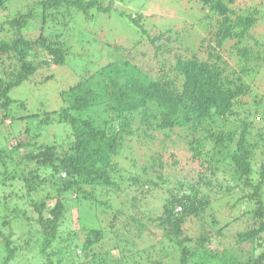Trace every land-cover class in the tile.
Listing matches in <instances>:
<instances>
[{
  "label": "trees",
  "instance_id": "obj_1",
  "mask_svg": "<svg viewBox=\"0 0 264 264\" xmlns=\"http://www.w3.org/2000/svg\"><path fill=\"white\" fill-rule=\"evenodd\" d=\"M19 1L0 0V10H10L0 19V125L23 121L31 138L0 147V209L11 210L0 215V264L26 251L3 229L15 224L38 226L28 258L37 264H264V35L254 34L264 0H199L205 35L197 47L175 27L156 25L153 14L116 8L129 0H23L12 11ZM114 9L141 35L128 46L108 42L95 67L84 24ZM34 22L40 32L30 37ZM72 57L81 67L59 90V108L41 101L20 115L26 101L11 91ZM53 124L66 126L69 142H42ZM137 141L155 151L133 154ZM120 157L131 158L127 167ZM157 190L163 199L154 207ZM220 201L233 217L217 229L208 210ZM73 208L93 224L79 215L84 224L74 227L66 218ZM226 232H236L232 245L213 250Z\"/></svg>",
  "mask_w": 264,
  "mask_h": 264
},
{
  "label": "rangeland",
  "instance_id": "obj_2",
  "mask_svg": "<svg viewBox=\"0 0 264 264\" xmlns=\"http://www.w3.org/2000/svg\"><path fill=\"white\" fill-rule=\"evenodd\" d=\"M24 4L23 0H20L16 5L12 6V11L18 9ZM116 8L119 9H125L128 11L132 10H142L145 13L153 14L154 21L156 25H162V26H168V27H175L178 32H181V36L184 38V43L186 45H189L191 47H197L200 42L201 38L203 37L204 32V26L202 23H199V18L202 13L201 9V3L199 0H129L125 1L123 3L117 4ZM10 10L4 11L0 10V19L4 18V15H6V12H9ZM161 17V18H160ZM149 18L148 20H150ZM150 22V21H149ZM34 22L32 25L31 30L27 29L25 32L30 37L37 36L39 34V29L35 28V26H39L40 23ZM86 28H91L92 32L88 31L86 34V42L92 43L93 48L90 49L91 57L90 60L95 62V67L101 65L104 61L103 59L107 57V51H108V42H118L122 45H129V37L132 36V39H136L140 37V32H138V29L135 25L131 24L130 26L126 22V16L119 17L117 11L114 9L109 14L99 15L98 18L95 21H92L91 23L85 22ZM167 29V28H165ZM179 29V30H178ZM74 32V30H73ZM75 33V32H74ZM255 36L258 35L260 37H263L264 35V24H260L257 27L256 33H254ZM205 35V32H204ZM70 41L73 43L75 47V51L80 52L82 45H77V43H81L83 41H80L77 37V35H74L70 38ZM253 38L247 37L246 42L252 43ZM233 43V42H229ZM76 44V46H75ZM80 46V47H79ZM87 48V47H86ZM88 50V48H87ZM234 63V62H233ZM263 64V63H262ZM81 67V66H80ZM80 67L77 65L76 60L72 58L69 59V61L65 65H49V66H43L41 67L36 74L33 75L32 79L25 81L23 84L15 87L11 91V96L13 98L24 100L26 101V108H19L18 112L20 115L35 112L38 110L41 101H43L48 108L55 109L59 108V106L62 104L60 103L59 99V90L61 89L62 85H66L70 83L75 82L77 78V74L79 73ZM141 67L145 71H151L153 66L148 61H143L141 63ZM254 75V72L252 73ZM51 75L48 79H46V76ZM256 78L261 76V73L255 74ZM261 84H262V90L259 92L261 94H264V80L261 78ZM35 110V111H33ZM11 119H7L3 125H0V147H3L4 143L7 144V146H10L11 144H15L18 140H28L31 138L30 133H26V125L25 122H19L17 123V128L14 126L12 128L10 126ZM49 132L47 131L48 135L45 134L43 131L42 136L40 139L43 141L48 140H57V142H69L70 140V131L64 126L63 124H53L49 126L48 128ZM33 135L35 133H32ZM43 136L46 138V140L43 139ZM38 142H41L39 138ZM135 150L136 152L133 154H139L141 157L146 158L148 155H151L153 151H155V148L152 147L153 145H149L147 143H144L143 141H137L135 143ZM27 147H23L20 149V154H17L16 157L18 158V161L22 158L23 154L26 153ZM182 154H187V152L182 151ZM16 159V158H15ZM120 160L124 167H127L131 161V158H124L120 157ZM12 166V165H11ZM186 168L190 169L191 166L187 165ZM11 184V183H10ZM15 186L20 188L22 186L21 182L16 183ZM158 191V197L157 195L155 198L154 195H150L149 197L151 199V205L158 203L159 198L163 199V194L161 190ZM72 196H75V194H71L67 197L68 199V207H73V199ZM237 196L235 195L231 200L236 199ZM21 202H24L26 204V198H19ZM19 201V202H20ZM82 200L77 201L80 203ZM10 202L13 204L11 206V209L14 205H16V199H12ZM16 203V204H15ZM224 202H217L211 206V208L208 210V213L214 214L219 222L215 223V228H220L221 226L225 225L227 221L232 220V210L229 208V206H225L223 204ZM142 206H144V202L141 203ZM20 206H23L21 203ZM24 207V206H23ZM155 207V205H154ZM242 207H246V205H242ZM33 207H31L32 210ZM149 208V207H148ZM75 209V210H73ZM69 210L68 215L71 217L72 225L74 224V227L78 228L79 225H82L84 223H87L88 225L93 224L94 221L91 220V217L85 215L82 213V209L84 211H87V206H82V209L80 212L77 211L76 208H73ZM11 211V210H9ZM9 211H6L8 214ZM77 211V212H76ZM4 213V210L1 212L0 209V215L6 214ZM13 212V211H12ZM32 213V212H31ZM81 216L84 223H78V217ZM3 216L0 217V221L3 220ZM68 222H64V225H68ZM237 227L241 228V230H244L246 227V223L242 224L241 226L239 224H236ZM11 227V229H10ZM9 228H3L8 231H13L12 240L15 244L22 245L26 251L18 256V259H16L14 264H37V262H32L28 258L29 256L35 252L34 249V242L32 244V238L38 237V230L37 225H33L34 228L29 227V225H23V227H18L16 224L14 226H10ZM32 229V232L28 231L29 228ZM28 228V229H27ZM67 228V227H65ZM246 229V228H245ZM21 230H25L28 232H23ZM190 232H194V229H190ZM227 231V230H226ZM227 234L223 237H219L220 242L214 241L212 243L211 247L213 250L219 249V247H228L230 244V239L235 236L236 232H226ZM31 241V243H28V241ZM250 243L244 244V249L249 250L252 249ZM264 249L260 248L258 252L262 251ZM1 254V253H0Z\"/></svg>",
  "mask_w": 264,
  "mask_h": 264
}]
</instances>
